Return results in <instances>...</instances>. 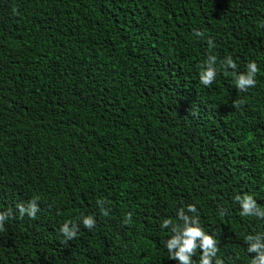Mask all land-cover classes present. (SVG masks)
<instances>
[{"label": "trees", "instance_id": "16d2710c", "mask_svg": "<svg viewBox=\"0 0 264 264\" xmlns=\"http://www.w3.org/2000/svg\"><path fill=\"white\" fill-rule=\"evenodd\" d=\"M228 56L256 62L254 88ZM244 194L264 209V0H0V264H178L160 225L189 204L225 264H250L264 219Z\"/></svg>", "mask_w": 264, "mask_h": 264}, {"label": "clouds", "instance_id": "9594fccd", "mask_svg": "<svg viewBox=\"0 0 264 264\" xmlns=\"http://www.w3.org/2000/svg\"><path fill=\"white\" fill-rule=\"evenodd\" d=\"M196 35L203 36L202 32H197ZM209 47H214L211 39L208 40ZM215 56H209L205 62L204 70L200 73V83L205 87L211 86L217 75V69L214 66L216 63ZM224 69L231 68L235 78V84L238 90L248 91L249 88L256 86V74L259 68L255 61L247 64L246 73L237 74L235 72L237 64L228 56L221 65ZM238 106V105H237ZM234 200L239 203L241 208V216H255L264 219V209L257 205L256 200L250 194L236 195ZM104 201L98 200L97 204L102 205ZM19 218L27 215L29 218L35 219L37 212L40 210L36 198L28 201L27 205L19 203L16 205ZM191 213L192 215H189ZM101 214L108 216V210L101 207ZM223 214V212L221 213ZM16 218L12 208L5 211H0V231L4 229L5 222L9 219ZM132 214H126L125 224L131 222ZM96 219L94 215H86L82 219V224L85 229L92 230L96 227ZM162 229H170L171 235L165 242V248L169 253V258L178 262V264H196L193 257L197 251L200 252L198 264H225L224 260L217 256L219 252L218 240L214 235L208 234L200 225L197 208L194 204H189L180 208L176 212V219L165 218L161 223ZM80 227L77 223L66 221L60 228V232L69 240L77 237ZM245 242L247 244V252L255 254L252 256L250 264H264V233L255 235H246Z\"/></svg>", "mask_w": 264, "mask_h": 264}]
</instances>
